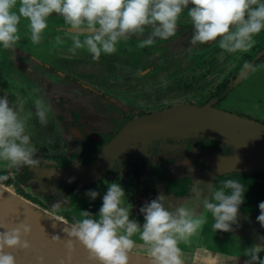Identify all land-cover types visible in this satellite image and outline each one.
<instances>
[{"label": "clouds", "instance_id": "clouds-1", "mask_svg": "<svg viewBox=\"0 0 264 264\" xmlns=\"http://www.w3.org/2000/svg\"><path fill=\"white\" fill-rule=\"evenodd\" d=\"M185 10L192 25L188 41L194 46L219 37L217 43L225 52L247 51L255 43V35L264 30V0H0V49H15L21 38L22 19L27 21L31 42L38 44L49 27V17L55 14L72 29L66 33L71 41L68 53L86 49L95 61L101 54L115 53L122 42L132 38L137 39L136 47L141 49L154 45L157 39L168 40L175 35L177 21ZM55 40L64 43L59 35ZM244 68L249 65L246 63ZM162 84H167L163 77ZM34 108L39 122L46 124L50 106L38 96ZM36 153L19 106L0 96V161L17 171L24 166L38 168L40 160ZM7 178L6 173L0 172V184ZM204 191L199 187L194 189L201 197L202 208L211 213L212 228L231 231L233 225L238 226L245 191L240 181L228 178L219 187L209 183L207 194L201 196ZM85 195L94 200L98 192L87 189ZM125 197V189L113 181L107 185L95 214L80 210V218L61 230L67 237L64 242L67 258L71 259L75 240L99 264H128L129 253L139 243L149 264H185L180 244L189 243L199 233L207 216L187 201L166 206V197L160 192L140 206L141 223L130 213L132 206L124 203ZM64 201L52 205L59 207ZM258 208L256 220L264 227V201L259 202ZM3 228L0 264H16V258L5 248L28 249L31 225L19 220L13 227L3 225ZM51 239L58 241L60 236L52 234ZM258 241L243 249L247 257L244 264H264V256L258 255L264 252V236L258 237ZM41 260L37 257L38 262Z\"/></svg>", "mask_w": 264, "mask_h": 264}, {"label": "rangeland", "instance_id": "rangeland-1", "mask_svg": "<svg viewBox=\"0 0 264 264\" xmlns=\"http://www.w3.org/2000/svg\"><path fill=\"white\" fill-rule=\"evenodd\" d=\"M63 23L62 18L58 15L53 14V16L49 17V27L44 30L43 38L38 43L40 46L38 50L35 49V46H31L33 43L30 40V33L26 27L27 21L21 20L19 25L21 38L17 42L15 49H0V71L2 73L0 75V94L22 95L28 98L26 99L27 102L34 103L38 96L43 100L44 98L47 99L44 95V88L46 91L51 89L55 94V99L63 98L66 101L65 107L67 109L82 108L83 105L80 102L83 100L81 81L66 87L59 82L60 77L58 74L61 73L60 75H62V69L55 70L58 73L54 72V74H43L42 72L41 76H44L42 90L41 82L34 76L40 75L41 71L45 70L42 62L45 65L50 64L45 61L47 58L48 61L52 60L51 62L56 63L61 68L64 66L71 71H75L77 78H82L84 81L89 82L95 75V78L100 81V83H96L101 84V88L92 83L91 86L93 88L91 90L97 91L98 89L107 95H100L98 97L95 95L91 97L87 95L89 91L84 89V96H86L84 106L88 111L86 114L83 113V116L84 120L90 122H93L94 119L102 120L91 124H70L71 126L67 130L73 134L74 138L70 133H63L66 129L64 127L65 123L60 120L58 122L60 126L56 124V127H53V132L56 130L61 136L62 142L60 140L59 144L64 150L68 148L66 143L76 145L79 153L83 149L88 150L95 145V149H98L102 143H108L115 136L117 128L131 117L133 115L131 111L136 109L142 113H147L177 103H206L214 95L223 96L227 89H231V91L224 98L220 97L221 101L218 103V108L230 113L264 121V60L259 61V65L253 66L246 83L242 82L239 86L238 84H233L238 71L246 63L248 64L261 49H264V30L255 35V43L247 51L225 52L217 43L219 37L216 40L194 46L188 41L192 32V25L185 10L177 21L178 27L175 35L168 40L161 41L157 39L154 45L141 49L136 47L137 39L132 38L126 42H122L115 53L101 54L98 60L93 61L86 49H79L75 54L68 53L67 47L69 43L65 35L61 36L64 39V43H56L55 37L57 35L60 36V33L54 27L61 26ZM121 51H124L127 56L124 52L122 54ZM170 57H172L171 60H169ZM114 58H117V63H138V65L131 66L134 69H126L128 73H132L129 76H136L135 82L121 84L120 81H117L118 85H115L116 82L113 78H120L121 72L115 68L113 69L114 64L112 62H110V65H107L108 62L103 60H112ZM69 59H72L74 62L69 61ZM78 63H82L83 65L77 66ZM88 63L93 65L92 70L91 68H85L86 65H89ZM96 63H100V66L97 65V68L94 67ZM76 66L77 69L81 70L79 73L76 72ZM5 74L11 79L10 81L13 85L10 84V86L16 90L17 88L14 85L18 87L17 91L11 90L8 87ZM162 77L167 81L166 85L162 84ZM125 80L127 81V79ZM232 85L234 86L233 88ZM21 87H24L22 92L20 91ZM27 89L30 93L27 92ZM33 89H39V91L34 92ZM22 100L23 98L19 96L14 98V102L18 104H21ZM32 106L34 104H31L28 109H24V117L27 123H39V119L35 116V108H32ZM37 126L39 129H35ZM47 128L48 124H27V131L30 134L31 142L34 143L33 140H36L42 131H47ZM83 131L84 133L81 135ZM78 135L81 136L75 138ZM43 136L45 138L41 137V139H47L45 135ZM45 142H50V138L42 141L44 144ZM163 144H165L163 146L166 148L163 147L162 154L158 153L156 156L155 154L149 155L147 159L148 163L142 164L143 166H148L154 164L156 161L158 163V160L163 156L162 158L166 163L165 169H163L164 173L161 171L160 174L162 176H159L160 174L157 175L158 181L157 179L151 180L154 186L157 187L155 194L157 195V193L162 192L165 195L166 206H175L178 203L187 201L197 212L204 213L207 216V221L199 233L193 236L189 243L180 244V247L184 251L185 264H244L246 258L239 254L246 247L233 241L225 242L224 236L232 237V239H246L251 244L259 242L258 237L263 235L255 231V227L261 226L256 220L257 216H253L247 210L244 211L239 208L238 226L233 225L231 231L215 230L212 228L213 218L211 213L206 212L202 208L200 203L201 197H198L194 192V189L197 187L204 189L205 191L201 193V196H203L207 194L209 183H211L212 187L221 186V182L225 179L223 177H216L207 171V163L212 154L219 151H222L224 154L225 149L218 144L209 145L205 142H198L197 147L200 151L197 153L194 148H190L191 151L186 152L176 142ZM37 145L40 144L37 143ZM203 161L205 166L202 170L201 165L197 166L196 164ZM1 164H5V161H0ZM196 166L197 169L195 168L194 170ZM160 168H164V166L160 165ZM130 172L133 173L130 182L132 185H137L139 183L138 171L134 169ZM228 176H232V174H228ZM231 178L235 179V177ZM124 179V177H119L115 180L116 182H124ZM103 184L102 186L92 188L98 192V196L94 200L89 199L85 195V191H81L84 194H79L80 198L76 202V204L78 203L77 211L79 213L82 209H86L93 214L98 211L102 203L101 197L108 185L107 183ZM1 185L34 205L33 201L25 198L26 195L24 196L21 192L16 193V191H13L12 187H10L11 185L4 183ZM98 185L101 184L98 183ZM165 186L167 190L169 189L173 193L177 191H187L188 193L187 195H180L174 198L169 193H167L169 196L166 195ZM242 204L245 209L248 208V195L244 197ZM256 211L260 212V209L255 207L253 212ZM51 214L69 223L71 222L61 217V215ZM138 221L143 222V220ZM230 232L233 236H230ZM133 238L137 239V237ZM211 249H213L211 252L215 253L213 257H207L209 252L206 251ZM131 252L146 256L143 246L139 243ZM259 255L264 256V253L261 252ZM236 257L237 260L235 259Z\"/></svg>", "mask_w": 264, "mask_h": 264}, {"label": "water", "instance_id": "water-1", "mask_svg": "<svg viewBox=\"0 0 264 264\" xmlns=\"http://www.w3.org/2000/svg\"><path fill=\"white\" fill-rule=\"evenodd\" d=\"M72 31V29H68ZM264 53L261 51L236 76L234 83L240 82L249 72L253 63ZM237 82V83H236ZM217 98L203 106L190 103L172 105L161 111L146 114L128 121L106 143L92 165H70L63 169H43L40 178L49 180V188L57 181L78 180L89 186L104 175L121 155L129 154L132 158H145L151 145L158 140L202 138L228 147L229 154H212L207 165L216 176L232 173L264 172V124L245 116L216 108ZM30 202L22 199L0 184V231L3 225L13 227L19 220L31 225L27 239L28 249L5 248L16 258V264H94L84 255L72 250L71 259L65 243L60 239L53 241L52 232L42 226L29 213ZM32 204V203H31ZM51 219H61L44 210ZM137 256H145L130 252ZM41 257V261H37Z\"/></svg>", "mask_w": 264, "mask_h": 264}, {"label": "flooded vegetation", "instance_id": "flooded-vegetation-1", "mask_svg": "<svg viewBox=\"0 0 264 264\" xmlns=\"http://www.w3.org/2000/svg\"><path fill=\"white\" fill-rule=\"evenodd\" d=\"M54 28L60 33V36H63V35L66 36L69 44L71 43L70 39L68 38V35L66 34L69 32L68 26L66 24L63 23L61 26H56ZM31 46H35V49H38V50L40 48V46L38 44H37V47H36V44H31ZM263 50L264 49H261L260 52ZM121 52H122V54L125 53L124 51H121ZM260 52H258V54ZM258 54H256L251 59V61L254 60ZM126 56H127V54H126ZM129 58H131V57H129ZM116 59L117 58H114L112 60L103 59L104 61L108 62L107 65H110V62H112L114 64L113 69L115 68L116 70L121 72L120 78H118V79L113 78V80L116 82L115 85H118L117 81H120L121 84L122 83L125 84V82H129V83L135 82L136 76H129V75H132V73L131 72L128 73V70H126V69H128V68L134 69V68H132L133 65H138V63H136V64H130V63H124V62L117 63ZM155 59H156V57H155ZM171 59H172V57H170L169 60H171ZM0 60H1V58H0ZM263 60H264V53L260 56L259 59H257L253 63V65L251 66V68H250L249 72L246 74V76H244V78L240 82L237 83L238 86L241 85L242 82H244V83L247 82L248 76H250L249 74H251V70H252L253 66L259 65V61H263ZM45 61L50 63V64H48L50 66L45 65L42 62V65L45 66V68H44L45 70L41 71L40 75L34 76V77H37L38 80L41 82L40 84H42V90H43V85H44V83H43L44 76H41L42 72H43V74L44 73L54 74L55 70H57V69L61 70L62 69V71H63L62 75H60L61 73L58 74L60 79H61V80L59 79V82L61 85L69 87L70 85H73L75 83H79L81 81L80 83H81V86L83 87V88H81V92H83L82 93L83 100H81L80 102L83 105V107L82 108H76V109L70 108V110H69L65 107L66 101L63 98L55 99L54 92L51 89H48V91H46L44 88V95H45V97H47V99L44 98V101L50 106V110L47 114V123H46V124H48V128H47V131H42L36 140H33V142H34L33 144L37 148V153L35 155L40 160V166L38 168L37 167L24 166V167H21L18 171L14 168H0V172L6 173L7 177H8L6 180H4L2 182V184L4 183L7 185H11L10 187H12L13 191H16V193L21 192L22 195H24V196L26 195L25 198L27 200L33 201L34 205H36V206H38V207H40V208H42V209H44L50 213L58 214L67 220L68 219L71 220L72 219V216L70 215L71 211L74 210V212H76L78 209L77 208L78 203L76 204V202H78V199L80 198L79 194H84L87 189H92L93 187L102 186L103 183L109 184L113 181H116L115 180L116 178L124 177L125 178L124 182H120V181L118 182L125 189L126 197L124 198V203L125 204L130 203L132 206L130 208V213L137 220H143V214L139 212V208L145 202H148L151 199L156 197L155 192L157 190V187L154 186V183L151 180L152 179L156 180L157 175H159L161 171H163V173H164L163 169H165V164H166L164 159L162 158L163 157L162 156L161 159L158 160V163L156 161L154 164H151L148 166H146V165L143 166L142 164L148 163V161H147L148 156L154 155V154L156 156L158 153L162 154V149L166 148L163 146V145H165L163 143H167V142H176V143L180 144L181 145L180 148L184 149L186 152H190L191 149L194 148V149H196L197 153H199V151H200V149L197 147L198 142H205V143H208L209 145L217 144L214 141H213L214 143H211L208 141L195 140V138H188V139H183V140L167 139L165 141L158 140V141H155L151 145L149 152L145 158L135 159V158H132L129 154L121 155L116 161H114L112 167L104 175H102L96 182H94L93 184H91L89 186H85V185L81 184L78 180H71L70 182H69V180H67V181L65 180V181H57V182H55V186H53L52 188H49V183H50L49 180L38 177L41 170H43V169H63V168H66L70 165H80V164L92 165L95 162L100 151L102 150L103 146L106 144V142L102 143L98 149H95L96 148L95 147L96 145H95L94 147H91L88 150L83 149V151H81V153H79V150H78L76 145L68 144V143H66V141H64L68 145L67 150H64L63 147L61 148V146L59 144L60 140L62 138H60L61 136L58 134V132L56 130L53 132V127H56L55 126L56 124L60 126V124L58 122L61 120L65 123L64 127L66 128L63 131V133L66 132V133L71 134V132L69 130H67V128L71 126L70 124H91V123L100 122V120H102V119H98V120L94 119L93 122L84 120L83 113L86 114L88 110L84 106V100L86 99V96H84L85 93L83 90L84 89L88 90L89 92L87 95H90L91 97L95 96V95H97V97H98L100 95L102 96V95H107V94L106 93L104 94L103 92H101V90L99 91L98 89H97V91L91 90L93 88L91 86L92 83L96 84L97 87L101 88V84H99L100 81L95 78V75H94L93 79L89 81L90 82V84H89V82L84 81L82 78H80V79L77 78V74L75 73V71H71L62 65H61L62 66V68H61L56 63L51 62L52 60L48 61V58L45 59ZM69 61L74 62V61H72V59H69ZM250 62L248 63V65L250 64ZM88 64L89 65H86L85 68L86 69L91 68V70H92L93 65H91L90 63H88ZM99 64L100 63L94 64V67L97 68V65L100 66ZM139 64H141V63H139ZM78 65H83V64L78 63L77 66ZM77 66H76V70H77L76 72L79 73V71H81V70L77 69ZM26 67H27V65H26ZM243 69H244V67L238 71L237 75ZM150 70H151V68H150ZM124 71H127V72H124ZM56 72L58 73V71H56ZM0 75H2L1 71H0ZM91 75H93V74H91ZM236 76H235V78H236ZM5 79L8 83V87L11 88V90H16L10 86V84H12V82L10 81L11 79H9L8 75H6V74H5ZM125 79H127V81ZM96 82H99V83H96ZM233 84L237 85L234 82H233ZM14 86L18 90V87L16 85H14ZM233 87L234 86L232 85V88ZM22 90H24V87H21L20 91L22 92ZM229 91H231V89H227L226 93L223 96L218 95V94L212 96L206 103H208L213 98H217L218 100L214 106L216 108H218V103L221 101L220 97L224 98ZM27 92H29L28 89H27ZM0 96H6L7 99H9V101H14V98L18 97V96L23 98L21 104L16 103L20 108V114L22 117H24V114H23L24 109L25 108L28 109L29 106H31V104H34L31 102H27L26 99H28V98L23 97L22 95H15V94L5 95V94L1 93ZM111 96H113V95H111ZM68 102L71 103L69 100H68ZM206 103H201V104L190 103V104H194L197 106H203ZM177 104H180V103H177ZM172 105H175V104H172ZM172 105H168V106H166L160 110H157V111H161V110L168 108ZM32 108H34V106H32ZM218 109H220V108H218ZM157 111H151V112H147V113H142L137 109L134 111H131L133 113V115L131 117H129L125 122H123L119 128H117V130L115 132V136L119 132V130L128 121L132 120L133 118L140 117V116L150 114L153 112H157ZM97 113H99V112H97ZM238 115H240V114H238ZM240 116H244V115H240ZM245 117H248V116H245ZM248 118H250V117H248ZM250 119H252V118H250ZM253 120H256V121L264 124V121H262V120H259L256 118ZM26 123H27V120H26ZM27 124H41V123L39 122V123H27ZM118 124H121V123H118ZM35 129H39V127L37 126V128H35ZM83 133H84V131L81 132V135ZM43 135H45L47 137V139H41V137L45 138ZM81 135H78L75 138H79ZM71 136L74 138L73 134H71ZM115 136H113V138ZM49 138H50V142H48V143L45 142V144L42 143V141L48 140ZM95 141H93V142H95ZM36 142L38 144H40L41 146L37 145ZM61 142H62V140H61ZM221 147L224 149L226 148L225 146L224 147L221 146ZM218 153H223V152L219 151ZM197 163L198 164H196V165L197 166L201 165L200 167L203 170L204 166H205L203 164L204 161L203 162H197ZM202 164H203V167H202ZM160 165L164 166V168H160ZM197 166L194 167V170H195V168L197 169ZM134 169H136L138 171L139 183H137V185H132V183L130 182V178H132V176H133V173L130 171H133ZM207 171H209L213 174V172L211 171V169L209 168L208 165H207ZM126 173H128V174H126ZM234 174H237V173H232L231 177H235ZM213 175L216 176L215 174H213ZM229 175H231V174H229ZM159 176H162V175L160 174ZM226 176H228V175L216 176V177H221V178L223 177L225 179ZM157 181H158V179H157ZM98 183H100L101 185L97 186ZM165 190H166V195H168L167 193H169L174 198L179 197V196L173 195V191H171L169 189L167 190L166 186H165ZM81 191L82 192L85 191V192L82 193ZM187 193H186V195H187ZM64 199H65L64 203L60 204L59 207H54L52 205L54 202H57V201L63 202ZM208 251H213V249L208 250ZM214 251H216V250H214Z\"/></svg>", "mask_w": 264, "mask_h": 264}, {"label": "trees", "instance_id": "trees-1", "mask_svg": "<svg viewBox=\"0 0 264 264\" xmlns=\"http://www.w3.org/2000/svg\"><path fill=\"white\" fill-rule=\"evenodd\" d=\"M195 140L208 141V142L214 143L213 141H209V140L202 139V138H195ZM229 150L230 149L228 147H226L224 155L229 154V152H230ZM234 176H235L236 180L240 181V183L243 185V187L245 189V191L243 193L244 197L248 195V208L245 209L244 205L241 204L240 209H243L244 211L247 210L248 213H251L253 216H257L259 214V212H257V211L253 212V211H254L255 207H258L259 202L264 201V172L237 173V174H234ZM228 178H231V176H226L225 179H228ZM232 179H234V178H232ZM186 193H187V191H177V192L173 193V195H176V196L181 195L182 196V195H186ZM251 229H253V228H251ZM251 229H250V231L252 232ZM255 231L264 236V227L257 226V227H255ZM230 236H233V234L231 232H230ZM246 236H248V235H246ZM224 238H225L224 239L225 242L233 241L234 243H239L240 245L245 246V247H247V246L249 247L252 245L251 242H248L246 239L245 240H243L241 238H233L232 239V237L229 238L228 236H224ZM241 253L239 255H242V257L247 259V257L243 256V252H241Z\"/></svg>", "mask_w": 264, "mask_h": 264}, {"label": "bare ground", "instance_id": "bare-ground-1", "mask_svg": "<svg viewBox=\"0 0 264 264\" xmlns=\"http://www.w3.org/2000/svg\"><path fill=\"white\" fill-rule=\"evenodd\" d=\"M29 213L33 216V218L38 221L42 226L46 227L50 230L53 234H58L60 239L65 242L67 239L65 233L61 230L66 227V224L61 219H51L45 215L44 210L36 207L29 203L28 205ZM73 249L76 250L78 253L84 255L88 258L92 263L99 264L98 261L93 260L90 258L88 251L84 248L82 244L78 241L73 240ZM128 264H149L147 256H137L134 254H129V261Z\"/></svg>", "mask_w": 264, "mask_h": 264}, {"label": "crops", "instance_id": "crops-1", "mask_svg": "<svg viewBox=\"0 0 264 264\" xmlns=\"http://www.w3.org/2000/svg\"><path fill=\"white\" fill-rule=\"evenodd\" d=\"M0 168H7L6 167V162H5V164H1V166H0ZM77 208H78V206H77ZM76 211V210H75ZM71 216H72V219L70 220V219H68V220H70V221H73L74 219H76V218H80L79 217V212L78 211H76V212H74V210L73 211H71V214H70ZM206 252H209V254L207 255V257H213V255H214V253L213 252H211V251H206Z\"/></svg>", "mask_w": 264, "mask_h": 264}]
</instances>
